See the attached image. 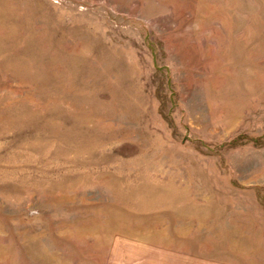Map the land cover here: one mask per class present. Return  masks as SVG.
Listing matches in <instances>:
<instances>
[{
	"label": "rangeland",
	"instance_id": "rangeland-1",
	"mask_svg": "<svg viewBox=\"0 0 264 264\" xmlns=\"http://www.w3.org/2000/svg\"><path fill=\"white\" fill-rule=\"evenodd\" d=\"M0 264H264V0H0Z\"/></svg>",
	"mask_w": 264,
	"mask_h": 264
}]
</instances>
